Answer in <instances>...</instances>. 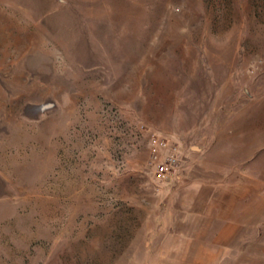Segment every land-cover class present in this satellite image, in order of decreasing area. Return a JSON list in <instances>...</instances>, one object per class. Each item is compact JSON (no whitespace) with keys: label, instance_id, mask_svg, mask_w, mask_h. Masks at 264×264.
<instances>
[{"label":"rangeland","instance_id":"obj_1","mask_svg":"<svg viewBox=\"0 0 264 264\" xmlns=\"http://www.w3.org/2000/svg\"><path fill=\"white\" fill-rule=\"evenodd\" d=\"M152 136L178 149L165 181ZM208 158L264 213V0H0V264L154 262Z\"/></svg>","mask_w":264,"mask_h":264},{"label":"crops","instance_id":"obj_2","mask_svg":"<svg viewBox=\"0 0 264 264\" xmlns=\"http://www.w3.org/2000/svg\"><path fill=\"white\" fill-rule=\"evenodd\" d=\"M173 187L162 204L158 240L151 244L158 256L150 264H264L263 200L255 182L208 158Z\"/></svg>","mask_w":264,"mask_h":264},{"label":"built area","instance_id":"obj_3","mask_svg":"<svg viewBox=\"0 0 264 264\" xmlns=\"http://www.w3.org/2000/svg\"><path fill=\"white\" fill-rule=\"evenodd\" d=\"M149 153L159 181L167 180L180 164L177 146L160 136L151 137Z\"/></svg>","mask_w":264,"mask_h":264}]
</instances>
